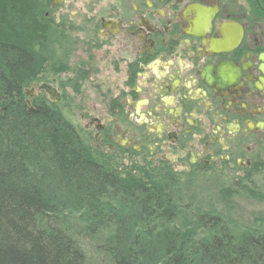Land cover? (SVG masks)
Returning <instances> with one entry per match:
<instances>
[{"label":"trees","instance_id":"obj_1","mask_svg":"<svg viewBox=\"0 0 264 264\" xmlns=\"http://www.w3.org/2000/svg\"><path fill=\"white\" fill-rule=\"evenodd\" d=\"M48 1L0 0V264H264L261 213L235 222L201 174L100 155L44 93L27 105L68 68Z\"/></svg>","mask_w":264,"mask_h":264},{"label":"flooded vegetation","instance_id":"obj_2","mask_svg":"<svg viewBox=\"0 0 264 264\" xmlns=\"http://www.w3.org/2000/svg\"><path fill=\"white\" fill-rule=\"evenodd\" d=\"M49 1L66 42L55 62L76 65L72 81L47 70L33 97L59 105L71 89L73 123L104 154L211 177L243 200L264 189V0ZM105 76L116 83L86 89Z\"/></svg>","mask_w":264,"mask_h":264},{"label":"rangeland","instance_id":"obj_3","mask_svg":"<svg viewBox=\"0 0 264 264\" xmlns=\"http://www.w3.org/2000/svg\"><path fill=\"white\" fill-rule=\"evenodd\" d=\"M55 13L57 14L58 11L56 10ZM75 16H76V11L72 10L69 13L66 14V17H65L66 19L65 20L63 19V17H60L59 20H61L63 22L73 23V22H76ZM54 18H55V22L57 24L56 15H55ZM66 32H68V31H66ZM69 39H72V35H71V37H69ZM66 64H67V67H68L66 70H68L69 73H65V74H62V75H57L55 78L48 79V81L52 82L53 79H57V78H59L60 81H67V79L70 78V81H72L73 74H72V70L71 69L74 68V66L76 65V62L73 61V59H72V60H70L69 63H66ZM102 80L105 82L106 85L116 83V80L114 79L113 76H105L103 79H98L96 82H92L91 84L88 83L87 85H85L86 89H88V86H90L91 88L97 86L98 82H101ZM38 85H40V84H38ZM54 86L56 88H58V82H57V84H54ZM29 89H27V91ZM91 91H96V89L94 88ZM60 92H61L62 100H61L59 105L60 106H64V108H67V110H65V113H68V116L72 118L73 114H75L74 111H75V103L77 102L76 101L77 97L74 96L73 91L71 89H69V88L66 89V92H67L66 94L63 93L62 89L60 90ZM33 94L35 95L36 93L34 92ZM25 95H26V99H28L30 101L33 98V97L28 96L26 93H25ZM87 96H89V95H87ZM73 122H75L76 124L81 126L78 122H76V120H74ZM125 158L126 157H124L123 162L128 163V160L125 159ZM134 158L136 160H138V161H142V160L152 161V159L149 158V157L148 158H144V157H140V156H135ZM204 184H206L205 187L206 188L208 187L209 189L219 190V188H220V185L216 182V180L212 179L211 177L208 180L206 179ZM236 200H234V202ZM259 213H263L264 214V200L262 202H259V201H255L253 198H247V200L243 201L242 203H238L237 204L236 210L234 211L233 216L235 218H237L239 221L247 222V221H253L254 217L257 214H259Z\"/></svg>","mask_w":264,"mask_h":264},{"label":"bare ground","instance_id":"obj_4","mask_svg":"<svg viewBox=\"0 0 264 264\" xmlns=\"http://www.w3.org/2000/svg\"><path fill=\"white\" fill-rule=\"evenodd\" d=\"M51 6H52V3L50 2V1H48V8H47V10H46V12L51 8ZM46 12H45V15H46ZM46 18H47V16H46ZM54 20H55V18H54ZM60 22H63V21H60ZM51 46H53V48H54V50L56 49V47H55V45L53 44V43H51ZM47 73V70H45V71H43V73H42V75L41 76H43L42 77V79L40 80V81H34V82H32V84L28 87V88H25V93L26 94H28L30 97H33V93L35 92V90H34V88H33V83H35V85L37 86V87H39V86H41V85H38V84H41V82L43 81V79H44V75ZM57 74V73H56ZM30 88V89H29ZM27 89H29L28 91H27ZM27 101V100H26ZM27 103V102H26ZM27 105H29L28 103H27ZM30 106V105H29ZM65 117H66V119H68V120H70V121H74L75 119L72 117H69V116H67V115H65ZM98 151V150H97ZM98 154H100V155H104L103 154V152H100V151H98ZM161 169L163 168V167H160ZM211 191L213 192V193H216V195L217 196H219L220 198H222V202L220 203V206L221 207H224V208H226L227 210H226V213L227 214H232L233 215V213H234V211L236 210V206H237V204L238 203H242L243 201H245V200H243V198L241 199V197H238V193L235 191V190H229V191H222V190H215V189H211ZM223 192H225V193H223ZM258 193L256 192V195H257ZM223 199H226V200H228V201H232V203H234L232 206L230 205V204H228V206L227 205H224V202H223ZM237 199V200H236ZM234 200H236L235 202H234ZM229 209V210H228ZM263 216H264V214L263 213H261ZM230 221H232L231 220V218H229V217H227ZM264 218V217H263ZM235 222H238V223H242V224H245V223H249V224H252V223H254V221L256 220V216L254 217V220L253 221H247V222H244V221H239L237 218H235L234 216H233V218H232ZM262 220H264V219H262Z\"/></svg>","mask_w":264,"mask_h":264},{"label":"water","instance_id":"obj_5","mask_svg":"<svg viewBox=\"0 0 264 264\" xmlns=\"http://www.w3.org/2000/svg\"><path fill=\"white\" fill-rule=\"evenodd\" d=\"M47 86H45V85H41L40 86V89H44V88H46ZM48 88H50V87H48ZM51 89V88H50ZM48 90V89H47ZM28 95V94H27ZM29 96V95H28ZM28 104H30V100H28L27 99V101H26Z\"/></svg>","mask_w":264,"mask_h":264}]
</instances>
